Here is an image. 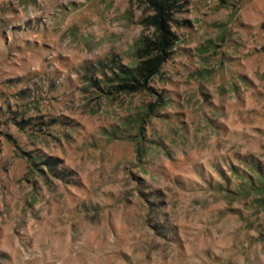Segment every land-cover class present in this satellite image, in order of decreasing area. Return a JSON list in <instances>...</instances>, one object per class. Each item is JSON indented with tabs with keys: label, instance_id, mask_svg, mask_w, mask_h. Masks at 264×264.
Listing matches in <instances>:
<instances>
[{
	"label": "rangeland",
	"instance_id": "1",
	"mask_svg": "<svg viewBox=\"0 0 264 264\" xmlns=\"http://www.w3.org/2000/svg\"><path fill=\"white\" fill-rule=\"evenodd\" d=\"M162 1L0 0V264H264V0Z\"/></svg>",
	"mask_w": 264,
	"mask_h": 264
},
{
	"label": "trees",
	"instance_id": "2",
	"mask_svg": "<svg viewBox=\"0 0 264 264\" xmlns=\"http://www.w3.org/2000/svg\"><path fill=\"white\" fill-rule=\"evenodd\" d=\"M161 5V8L164 9V7H169V2L164 0L162 1ZM156 22L158 24L161 23L159 19H156ZM141 40L142 42H144L143 38ZM144 43L146 44V46H148L147 42ZM172 44V40L168 37L167 34H161L160 40L158 41V49L162 54H164L165 50L172 46ZM136 48L139 49L141 47L136 46ZM161 58L162 56L160 54H155L151 57L146 58L145 60L142 59L138 61L136 64H134V66L120 67V71L115 74V76H117L115 78H117V80H119L121 83L118 86L108 83H104V85L108 88H117L119 86L123 88H138L137 85L140 80L144 81L146 78H148L149 74H151L152 71L156 68L157 64H159ZM110 79L116 81V79H114L113 77H110ZM132 81L135 82V84H131ZM260 181L264 183V178H261Z\"/></svg>",
	"mask_w": 264,
	"mask_h": 264
}]
</instances>
